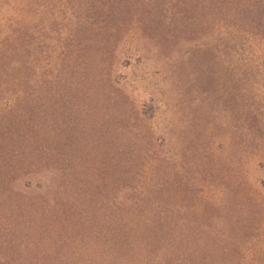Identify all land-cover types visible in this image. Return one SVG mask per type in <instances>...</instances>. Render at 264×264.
<instances>
[{"label": "rangeland", "instance_id": "obj_1", "mask_svg": "<svg viewBox=\"0 0 264 264\" xmlns=\"http://www.w3.org/2000/svg\"><path fill=\"white\" fill-rule=\"evenodd\" d=\"M0 264H264V0H0Z\"/></svg>", "mask_w": 264, "mask_h": 264}]
</instances>
